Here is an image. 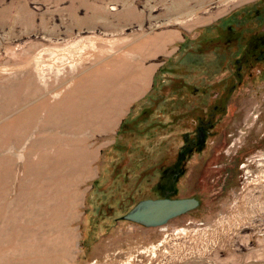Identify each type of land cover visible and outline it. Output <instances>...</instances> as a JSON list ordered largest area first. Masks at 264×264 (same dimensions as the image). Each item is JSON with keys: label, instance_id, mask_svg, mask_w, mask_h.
<instances>
[{"label": "rangeland", "instance_id": "rangeland-1", "mask_svg": "<svg viewBox=\"0 0 264 264\" xmlns=\"http://www.w3.org/2000/svg\"><path fill=\"white\" fill-rule=\"evenodd\" d=\"M258 1L0 0V264H240L264 236V78L215 98L207 47ZM165 196L199 205L119 218Z\"/></svg>", "mask_w": 264, "mask_h": 264}, {"label": "flooded vegetation", "instance_id": "flooded-vegetation-1", "mask_svg": "<svg viewBox=\"0 0 264 264\" xmlns=\"http://www.w3.org/2000/svg\"><path fill=\"white\" fill-rule=\"evenodd\" d=\"M221 23L223 25L209 29L212 37L208 40L207 47L211 52V58L213 57V65L216 64V68L219 66L226 69L222 79L218 81L222 86L218 88L223 90L212 89L215 98L218 97V92L224 95L232 91L231 87L234 85L231 82L235 80L264 78V0H259L257 4H248L234 13L230 12ZM192 61L194 63V57ZM192 65L190 63L189 66ZM212 107L213 111L208 114L207 121L197 116L199 125L195 136L192 142L184 144L182 150L185 147L189 150L191 147L197 148L205 143L209 132L207 127L211 125L218 104L215 103ZM182 156H184L183 152Z\"/></svg>", "mask_w": 264, "mask_h": 264}, {"label": "water", "instance_id": "water-1", "mask_svg": "<svg viewBox=\"0 0 264 264\" xmlns=\"http://www.w3.org/2000/svg\"><path fill=\"white\" fill-rule=\"evenodd\" d=\"M198 205L199 200L196 197L146 198L136 202L119 218L144 227H158L193 210Z\"/></svg>", "mask_w": 264, "mask_h": 264}, {"label": "crops", "instance_id": "crops-1", "mask_svg": "<svg viewBox=\"0 0 264 264\" xmlns=\"http://www.w3.org/2000/svg\"><path fill=\"white\" fill-rule=\"evenodd\" d=\"M151 91L146 93L148 96L151 94ZM150 93V94H149ZM256 237V243L255 247L253 245L250 248H246L245 251H241L239 254V260H237L240 264H261L264 261V249L263 246L261 247L262 250H259L258 245L264 244V236L262 234H258ZM261 240V241H260ZM260 242V244H259ZM255 251V254H254ZM230 255L235 256L236 254L232 251L230 252ZM254 257V260L252 259Z\"/></svg>", "mask_w": 264, "mask_h": 264}]
</instances>
